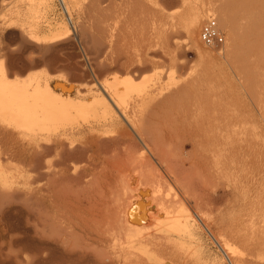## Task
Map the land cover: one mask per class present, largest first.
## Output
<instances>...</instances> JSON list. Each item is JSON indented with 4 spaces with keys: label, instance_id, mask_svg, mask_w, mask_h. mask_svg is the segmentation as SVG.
Listing matches in <instances>:
<instances>
[{
    "label": "rangeland",
    "instance_id": "obj_1",
    "mask_svg": "<svg viewBox=\"0 0 264 264\" xmlns=\"http://www.w3.org/2000/svg\"><path fill=\"white\" fill-rule=\"evenodd\" d=\"M239 1L241 2L239 3L238 0H106L99 4H93L94 1L92 0H0V66H5L3 68L9 71L10 77L20 80L21 78L25 79L29 74H38L43 79L45 78L44 80L57 91L61 90V86H63L62 89L73 96L88 97L90 95L88 92L77 94L75 93L76 89L83 90L84 85L93 81L97 83L96 81L112 79L121 76V74L122 76L129 74L128 67L123 64L126 53L128 51L136 53L138 49L145 48L147 44L150 48L147 47L144 55L145 58L147 57V62L150 60L147 63L148 69L137 72L138 74L136 73L134 78L136 82H139L149 76L147 78L148 85L146 81V84L144 83L145 89L154 86V96L150 99L137 98L135 99L137 103L134 101L135 103H131L132 106L130 105V107L132 111L135 110L134 114L136 115H139V113L141 115L146 113L147 115V113L154 112V116H156L154 120L156 119V122L160 121L159 124L155 125L156 132L161 130L159 134L154 133V137L156 138L158 135L164 137V141L162 138H159V140L165 142V145L162 143L159 148L163 146L162 151L167 150V156L164 152L166 157L169 155L168 158H179L182 154L184 156L185 153L192 155L193 151L190 147H186V152L184 151L182 154L177 150L178 145L183 141V131L176 132L177 134L174 132L171 135L172 138L170 137L171 140H167L170 139L167 138V133L172 132L170 125H176L178 121L186 117L185 108L182 106L186 103L197 101L202 103L223 101L231 103L236 100L235 118L237 120L235 119V121L236 124L239 123L240 125V128L237 125L238 132L241 134V132H244L241 129L245 130L246 128V130L250 129L251 134V147L245 151L247 154L245 152L240 154V161H237V166L221 167L215 161L217 166L214 165V162H210L215 168L208 163L206 166L203 165V168L201 166L194 169L188 168V165L185 164L182 175L188 179V176L193 172L192 177L190 176L191 181L196 178V182H192L195 183L193 188L197 186L196 188L202 189L205 193L201 194L203 196L202 207L200 203L185 198L179 190L180 185L176 182L175 184L174 180L166 175L162 162L161 165L160 161L152 159L153 166L152 164L149 165L153 167V172L150 173L151 177L148 178L150 181L146 179L145 174L147 173H143L145 171L143 165V169L140 166L134 168L131 165L133 163L130 162L129 156L131 154H129V150L132 149L133 153L137 148L139 154L142 145L137 143V138L126 125H124V128L127 131L126 136L131 137L130 143L126 142V138H123L125 134L117 135L115 130L112 131L110 128H106L107 131H97L94 134L85 131L74 134L72 145L75 146V150L77 147L80 148L77 149L78 151L76 150L78 153H84L83 142L92 139V137H97L98 143L94 149L98 148V151L85 153V156L90 155L91 157L87 158L88 160L84 157V161L82 159L79 161V157H77L78 160H74L71 167L69 165L70 169L67 168V172L62 173L65 176L55 182L48 175L53 169H56L53 162L55 156L50 154L44 160V162L47 161L43 170L46 175H39L40 178L42 177L41 179L38 176V179H34L36 173H25L21 177L24 178L23 180L27 186H30V189L33 187V192L30 195L22 199L23 197L17 195L15 197L13 193L9 195L10 197H6L7 193H5L6 196L0 194V243H2L0 244V264L145 263L143 261V259L145 260L144 255L140 251L139 243L136 244L135 238L138 241V238L143 235L142 232H145V234L152 233L151 226L154 231L158 225L160 227L164 226L167 221L164 222L163 220L167 215L158 212L159 206L157 205L160 202H155L154 197L157 198H155L157 201H159V196L167 200V197H172V192L177 195L176 197L179 196L184 199L182 204L179 205L180 207L177 204L173 207L174 212L170 216L185 215L188 219L187 225L189 224L188 233L186 232L181 237L182 246L178 247V257L169 255L176 264H227L229 262L222 256L223 254L227 255V252V256L232 255V264H264V240H262L264 239V66L259 64L244 66L239 64L241 63L239 61L241 57L238 60L239 63L236 64L237 69H234L235 67L231 68L228 63L224 64L226 65L225 69L218 65V63L224 61L221 56L222 53H230L234 49L233 46L238 42H242V40H237L235 33L232 31L233 27L234 29L237 28L235 24H237L236 21L241 13H244L247 17L250 16L251 22L254 24L253 21H255V25L257 24V27L261 25L260 28L264 30V0H252V2L247 0L250 7L246 4V0ZM60 3L63 4V7ZM252 9L256 14L261 11L259 14L261 13L262 16L258 18L262 21H257V15L255 14L254 17ZM212 17L221 20L225 27V29L219 27L222 37L225 36L223 39L227 40L228 36L227 41L222 40L223 43L215 48L204 46L200 43L199 38L202 23ZM231 18L235 21L233 22ZM217 19H215L216 22ZM144 21L192 23L195 31L193 30L188 34L183 30L174 31L170 39L171 48L165 49L161 45L162 40L157 34L158 31L155 33L153 40H146L143 37L147 35V32L135 29L136 23ZM217 24L219 26L218 22ZM27 31H30L28 32L29 35L30 33L36 34L38 40L29 36ZM226 31L228 34L225 35ZM108 33L112 35L109 36ZM201 53L202 55H200ZM258 54L264 57V50L258 52ZM221 59L222 61H220ZM113 60H118L120 63L117 61L113 64ZM117 65L121 67H117ZM226 77H232L234 85H226L224 82ZM150 80H153V82ZM58 83L61 84L58 85ZM67 88L69 89L67 90ZM241 100L244 103L247 101V103L241 105L242 107L245 105L243 108L239 104H242ZM138 110L140 111L138 112ZM260 110L263 113L262 117ZM246 113L248 114L246 115ZM141 115L140 117H144V115ZM243 121L244 123L247 121L245 123V126L248 124L247 127H244V123L242 126ZM160 124L161 126H159ZM115 136H119L117 137L118 140ZM174 138L177 140L175 141ZM123 139L126 144L123 143ZM121 143L124 144V147L121 146ZM123 149H125L124 152ZM125 152L129 155L127 156ZM178 153L179 155H177ZM134 154L131 155L132 159ZM126 156L129 158H125ZM145 156L149 159L146 153ZM121 159L127 160L121 161ZM88 161L90 164H88ZM149 168L146 170L150 171ZM76 171H78V175L76 173L75 176L71 175ZM134 171L141 172L139 177L143 176L145 180L143 177L141 179L146 181V184L143 180L142 182L138 181V183L136 181L129 183L130 176L135 178L139 174ZM158 174L166 176V179L158 181H162L158 183L160 186L155 185L157 184L156 180H159L157 179ZM73 176L74 178L76 176L80 177L74 179ZM125 179L126 181H124ZM200 179L202 181H199ZM42 181L47 184H43ZM197 183L203 184L201 185L203 188L199 187L200 185ZM154 186H158V188L156 187L155 190ZM124 188L126 190L129 188L130 191H126ZM49 189H51L50 192H48ZM122 191H124V194H122ZM153 191L157 192L152 195ZM158 192L162 194L160 195ZM197 192H199L198 189ZM167 194L169 195L166 196ZM125 195L128 196L125 197ZM5 198H7V201L4 200L3 202L2 199ZM162 199L160 198V201L163 202ZM24 200L32 201L34 207L35 204L38 205L37 203L40 206L38 205L34 209L31 208L33 206L30 205L31 203L28 205L25 203L23 206L21 203H24ZM139 202L142 203L143 211L148 212L149 217L146 214L145 216L142 211V219L140 212L137 213L138 207L135 206ZM127 204L129 205L127 206ZM11 205L13 206L11 207ZM25 205H27L26 208ZM149 206L152 207V212L148 210ZM37 207L38 209L40 207L44 209L40 208L38 210ZM182 209L186 210L183 212ZM29 212L31 213L29 214ZM33 212L34 214L41 212L40 221H45L47 218L46 221L49 225H43V222L38 224L36 221L39 220L37 217L39 214L33 215ZM25 213L29 215L25 216ZM28 216L33 217L31 220L37 223L36 226ZM44 217L45 219H43ZM150 217L151 219L148 220ZM35 218L37 219L35 220ZM153 219L157 221H152ZM117 222L120 225L117 226ZM113 223L117 227L113 226ZM127 225H132L135 228L134 230L138 228V231H134L136 235H139L138 237H135L133 229L131 232L135 240L131 238L132 236L129 233L131 230L130 228V231L128 230L129 226ZM31 226L33 227L31 228ZM140 226L143 227L139 229ZM144 226L145 231H143ZM37 228L39 229L37 230ZM48 230H51V232ZM127 230L128 232H125ZM176 235L178 234H175L174 237ZM217 238L229 243L230 249H226V251L221 246L219 249L214 243L218 242ZM132 239L133 241H131ZM136 254H138V257ZM183 258H185V262ZM148 263L151 264V262Z\"/></svg>",
    "mask_w": 264,
    "mask_h": 264
},
{
    "label": "bare ground",
    "instance_id": "obj_2",
    "mask_svg": "<svg viewBox=\"0 0 264 264\" xmlns=\"http://www.w3.org/2000/svg\"><path fill=\"white\" fill-rule=\"evenodd\" d=\"M92 1H94L93 4H95V3L99 4L100 2H103L106 0H92ZM250 1L252 2V0H250ZM238 2L240 3L241 1L238 0ZM60 4H62V3H60ZM246 4L249 6V4L247 3V0H246ZM62 7H63V4H62ZM193 8H195V7H193ZM62 9L64 10V8H62ZM96 9H97V7H96ZM252 12H254V10ZM259 12H261V11H259ZM259 12H257V14L254 12V14H253L254 17H255V14L257 15L256 16L257 18L259 16H262V14L261 13L259 14ZM68 16H69V14H68ZM249 17H247L244 13H241L239 18L236 21L237 24H235V25H237V28H235V29H234V27L232 28V31L235 33L237 40L238 39L242 40V42H238L239 41L238 40L237 42L240 44L237 43L238 45L236 44L235 46H233L234 49L230 53L224 52L221 54L224 61L220 62V61H222V59H221L219 61L220 63H218V65L221 66L222 69H225V67H226V65H224L225 63L226 64L228 63L231 66V68L235 67L234 69H237L236 64H238L239 61H241V63H239V64H243L244 66L245 65L246 66L251 65V64H254V65L259 64V65L264 66V57L260 56L261 54H258V52H261L262 50H264V30H263V28H260L261 25H260V27H257L256 26L257 24L255 25V21H253L254 22V24H253L251 22V20L249 19ZM212 18H214V17H212ZM215 19H217V18H215ZM231 19L233 22L235 21L233 18H231ZM259 20L262 21V19L258 18L257 21H259ZM217 22L219 23L218 27H220L221 29H223V28L225 29L221 20L217 19ZM115 24H116V22H115ZM106 25H107V23H106ZM235 25L233 23V26H235ZM192 26H193L192 23L188 24V23H182L179 21H164V22L163 21H161V22H145L144 21V22L136 23L135 29L137 28L138 31L144 30V32H147V35H144V37H143L146 40H149V39L153 40L155 37V33L158 31L157 34L159 35V38L162 40L161 45H163V47L166 49V48H171L172 43H171L170 39H171L172 33L174 31L183 30L185 33L188 34V33L193 32L194 28ZM108 30H110V29H108ZM28 32H30V31H27V34H28ZM55 33H58V32H55ZM140 33H142V32H140ZM226 33L228 34L227 31L225 32V35H226ZM108 35H109V33H108ZM111 35H109V36H111ZM29 36L38 40V38H37L38 36L36 34L30 33ZM53 37H55V36H53ZM223 37H225V36H223ZM231 37L233 38L234 36H231ZM232 38H229V39H232ZM51 39H55V38H51ZM137 39H139V38H137ZM152 40H151V42H152ZM222 40H225V38ZM227 40H228V36H227ZM227 40H225V41H227ZM139 41H140V39H139ZM233 43H234V41H233ZM147 47L148 46L146 44L145 48H140V50L138 49L136 53H130L129 51H128V53H126L125 60L123 59L124 60L123 64H125L128 67V71H130L129 74H125L123 76L121 74L122 77L119 76V77H113L112 79H103L101 81H96L97 83H94V81H93L90 84L84 85L83 90L76 89L77 91L75 93H77V94H81V92H88L90 94L88 97H79V96H75V95L73 96L68 91L67 92L64 91L62 89L63 86H61V90L57 91L55 88H53L51 86V84H49L46 80H44L45 78L43 79L42 76H40L38 74H29L26 76L25 79L21 78L22 80L12 78V77H10L9 71H7L6 69L3 68L5 66H3V67L0 66V194L7 193L8 195L5 194V196L7 195L6 197H10L9 195H12V193H13L15 195V197L17 195L19 197L20 196L23 197L22 199H25L26 196L30 195L33 192L32 191L33 187L30 189V186L28 185L29 186V188H28V186L26 185V182L23 180L24 178H21V177L24 176L25 173H36V178L34 177V179H38V177H39V179H41L42 177L40 178L39 175L43 176V174H44L43 170L45 168V164L47 163V161L44 162V160L50 154H53L55 156V160H53V162H54V166H56V169H53L52 172H50L48 175L55 182L56 180L61 179L62 176H65V175H62V173L67 172L66 170H68L67 168H69V165L71 167V163H73L74 160L75 161L78 160L77 157H79V161H80V159H82V160L83 159L85 160V158L89 159V158H91L90 155L85 156L84 155L85 153H87L88 151H91L92 153L98 151L97 147H96L97 149H94L95 145L98 143V140H96L97 137L96 138L92 137V139H90L86 142H83V147H84L86 152L83 150L84 153H82V152L78 153L77 149L79 147L76 146L77 147V149H76L77 151H76L75 146L72 145V141H73L72 136L74 134H79L82 131L83 132L85 131L86 133H93L94 134L97 131H107L106 128H110V129H112V131L115 130L117 135L125 134V137L123 135V138L124 139L126 138L125 139L126 142L130 143L131 137L126 136L127 131L124 128V125H126L127 128H129V131H131L132 134L139 141V142L137 141V143H139V144L141 143L140 145H142L141 149H139L141 151V152H139V154L137 153L138 152L137 148H135L137 151L135 150V152H133V153L131 151L132 149L129 150V152H130L129 154L132 155L135 153L134 154L135 156L133 155V157H134L133 159L131 158L132 157L131 155L129 156L130 162L133 163L131 165H133L134 168H137V167L139 168V166L142 168V165H143L144 169L143 168L142 169L145 170V171H143V173H147V174H145V176H146V179H148L149 177H151L150 173L152 174V172H153V170H152L153 167L149 166L152 164L151 163L152 159H156V160L160 161V164L162 162L164 165V169L166 171L165 173H167L166 175L169 176L172 180H174L173 181L174 183L176 182L180 185L179 190H181V192L185 196V198L189 199V200L192 199V201H194L195 203H200V206L202 207L201 203H202L203 196L201 194L202 193L205 194V193L202 189L196 188L197 186H195V188H193L195 183H192V182H196V180H195L196 178H193L194 181H191V179H192L191 177H192L193 172L190 175L191 177L188 176L189 177L188 179L184 175H182L184 167L186 166L185 164L188 165V168H194V169L197 167L200 168L201 166H202L201 168H203V165L206 166L210 162H214V165L217 162V164L219 163L221 165V167L225 166L226 168L229 166L230 167L235 166L237 164V161L240 159V154L242 152H245L246 150H248L249 147H251L250 146V140H251L250 129L246 130V128H245V130H243V128H242L241 130L244 132H241V134H240V132H238L239 131L238 127L240 128V125H239V123L236 124V121H235V119H236L235 118V116H236V102L235 101L236 100H234L231 103L224 102V101L223 102H213V103L212 102L202 103L200 101L186 103V104L182 105L185 108V111H186L185 115L187 114L186 117H184L181 121H178V123L176 125H174V124L173 125L171 124L172 126L170 125V127H171L170 130L172 132L167 133V138H170L171 135L174 134V132L179 133V132L183 131L184 132L183 141L181 142L180 145H178L179 147L177 146L178 148L176 147L177 150H179L180 154H182L185 151L186 147H190L191 151H193L197 154L192 152L191 153L192 155H190V153L189 154L185 153L184 156L182 154V156H179V158H168L169 155H168V157H166L167 156L166 155L167 150L162 151L163 146H162V148H159L160 144L162 145V143H164V145H165V142H162L161 140H159V138H162V140L164 141V137H161L159 135L157 136L156 134H155V136H157L156 138H158V139H156L154 137V133L159 134L161 131V130L160 131L157 130V132H156L155 125L159 124L158 122H160V121L156 122V119L154 120V118L156 117V116H154L155 115L154 112H151L150 114L147 113V115H146V113H145V115L142 113V115H144V117H140L141 114L140 113H139V115L134 114L135 110L132 111L131 107H130L131 103H133V104L135 103L134 101H136V103H137V100H135L137 98L142 99L145 97V98L150 99L151 97L154 96V93H153V91L155 90L154 86L152 87L150 85L151 87L149 89H145V87H146L145 84L147 83V78H149V76L147 78L145 77L144 79H142L143 81H139V82H136L135 81L136 79L134 78V75H136L137 72L142 71V69L147 68V63L150 61V60H148V62H147V59H146L147 57L145 58V55H144V53H146L145 50L147 49ZM148 48H150V47H148ZM61 51H63V50H61ZM89 54H91V53H89ZM256 54H258V55H256ZM200 55H202V53ZM236 56L238 57V59ZM240 57H241V59H240ZM219 59H217V60H219ZM234 59H236V60H234ZM117 61L118 60H113L112 63L113 64L117 63ZM214 61H216V60H214ZM118 63H120V61H118ZM119 65H121V64H119ZM239 66H241V65H239ZM117 67H121V66L117 65ZM239 68H241V67H239ZM118 69H120V68H118ZM243 71H244V69H243ZM95 74H97V73H95ZM145 81H146V83H145ZM151 82H153V80ZM224 82L226 83V85L227 84L228 85H234L233 84L234 79L232 77H226L224 79ZM155 83L157 84V82H155ZM60 84L58 83V85H60ZM150 84H152V83H150ZM147 85H148V83H147ZM152 85H155V84H152ZM68 89L69 88H67V90ZM70 89H71V87H70ZM253 98H254V96H253ZM240 102H242V100ZM245 103H247V101H245ZM245 103L243 101L242 104L241 103H239V104L241 106ZM253 104L255 105V103H253ZM249 106H250V104H249ZM135 108H136V106H135ZM246 108H247V106H246ZM250 109H251V107H250ZM245 110H247V109H245ZM139 111L140 110H138V112ZM258 112H259V108H258ZM248 113H246V115ZM261 113H262V111H261ZM259 114H260V112H259ZM262 116H263V113L261 114V117ZM263 120H264V117H263ZM244 121L242 122V126H243ZM249 121H251V120H249ZM245 123H247V121ZM245 123H244V127H247L248 124H246V126H245ZM237 125H238V127H237ZM159 126H161V124ZM156 127H158V126H156ZM165 127H166V125H165ZM166 130H168V129H166ZM128 135H131V134H128ZM117 137H119V136H115V138H117ZM176 137H178V136H176ZM171 138L167 139V140H171ZM88 139H89V137H88ZM124 139H123V143H124ZM174 139H175V141L177 140L176 138H174ZM117 140H118V138H117ZM118 142H121V141H118ZM118 142H116V143L119 144ZM126 142L124 144H126ZM124 144L121 143V146L123 145V147H124ZM125 146L127 147V145H125ZM257 147H258V145H257ZM124 151H125V149H123V152ZM164 152H165L166 156L164 155ZM145 153L148 155L149 159H151V160H149L145 156ZM129 154H127V156ZM193 154H195L196 156L195 155L193 156ZM177 155H179V153ZM127 156L125 158H129ZM110 157H112V155H110ZM122 160L123 159H121V161ZM126 160H123V161H126ZM83 163L85 164V162H83ZM88 164H90V162ZM217 164L215 166H217ZM91 165H92V163H91ZM144 165L149 166L150 168L149 167L148 168L151 170L150 171L146 170L148 168H146ZM211 165H212V167L214 166L213 164H211ZM152 166H153V164H152ZM215 166H214V168H215ZM92 167H95V166H92ZM218 169H219V167H218ZM88 170H90V169H88ZM77 172L78 171L73 172L74 174H71V175L75 176V173L77 174ZM80 172L81 171L79 169V174H80ZM130 172H131V170H130ZM134 172H136L137 174L139 173V174L137 176H135V178L133 176H130L129 177L130 178L129 183H134V181H136V183H138V181L142 182L143 179H141V178L143 176L141 178L139 177V175H141V172L140 171L139 172L134 171ZM134 172H133V174L135 175ZM44 175H46V174H44ZM71 175L70 176L68 175V176L71 177ZM122 175H124V174H122ZM74 176H73V178H74ZM80 176H78V177H80ZM157 176H158L157 179H159V180H156L157 184H155V185L160 186V184H158V183H161L162 181L161 182H158V181L164 180V178L166 179V176L164 174H162V175L158 174ZM76 177L74 179H76ZM78 177H77V179H78ZM73 178H70V179H73ZM81 178H79V179H81ZM144 180H145V178H144ZM67 181H68V179H67ZM73 181H75V180H73ZM124 181H126V179ZM148 181H150V180L148 179ZM199 181H202V180L200 179ZM42 182H43V184L46 183L45 181H42ZM76 182H77V180H76ZM144 182L146 184V181H144ZM197 184L200 185L199 183H197ZM41 185H42V183H41ZM51 185H53V184H51ZM179 185H178V188H179ZM201 185H203V184H201ZM201 185L199 187L203 188V186H201ZM34 186H37V185H34ZM158 186H154L155 187L154 189L156 190V187L158 188ZM40 187H42V186H40ZM142 187H143V185H142ZM145 187H147V186H145ZM129 188H130V186H129ZM129 188H127V189L129 190ZM37 189H38V187H37ZM197 189L199 192H197ZM50 190L51 189H49L48 192H50ZM124 190H126V188H124ZM128 190H126V191H128ZM145 191H144V193H145ZM160 191H161V189H160ZM43 192H45V191H43ZM122 192H123L122 194H124V191H122ZM154 192L156 193L157 191H153L152 195L155 194ZM159 194L161 195L162 193L160 192ZM128 195H130V194H128ZM168 195L169 194H167L166 196H168ZM127 196L125 195V197H127ZM176 196L177 195L173 194V192H172V197L171 198L167 197V200H164V199H162L163 197L159 196L163 200V202L160 201L158 194H157V197H158L159 201H157L156 200L157 198L154 197L155 202H157V203L160 202L157 205V206H159L158 212L161 214L164 213L165 216L167 215L165 217V219L163 220L164 222L167 221L163 227H160V225H158L154 231V228H152V226H151V230L153 229V232L152 233H146V234H145V232L144 233L142 232L143 235H141V237L138 238L139 240L137 241V238H135L136 239L135 240L134 237L132 236L133 234L131 235V232H132V229H133V232L138 231V228L136 230H134L135 228H133L132 225H127V226H129L128 230H129V228L131 230V231L129 230L130 231L129 233L132 236L131 238H133L137 242L136 244L139 243L140 248H141L140 251L144 255L143 258H145V260L143 258L142 259H143V261H145V263L141 262L142 264H147L148 262H151V264H176L173 261V259L171 257H169V255L170 256L175 255L176 257H178L177 256L178 255L177 252L179 251L178 247L182 246L181 237L188 231V228H189L188 227L189 224L187 225L188 219L181 212L180 213L184 216H179V217L170 216L174 212L173 207L176 206V204L178 206L181 205L182 200L184 199L183 197L181 199V197H179V196L176 197ZM2 198H3V196H2ZM6 199L7 198L2 199V201L3 202H4V200L7 201ZM18 199H20V198H18ZM151 199H153V198H151ZM8 202H9V199H8ZM27 202H29V203H27ZM5 203H7V202H5ZM25 203L27 205L31 203L30 205H33L31 207L33 209L39 205V203H37L38 205L35 204V207H34L33 202L32 201L30 202L28 200H24V203H21V204H23V206H24ZM139 203H137L135 207L136 208L138 207L137 213L140 212V214H141L144 207H143L142 203H140V204ZM9 204H10V202H9ZM17 204L19 205V202ZM40 204H42V203H40ZM130 204H132V203L130 202ZM27 205H25V208L27 207ZM128 205L129 204H127V206ZM12 206L13 205H11V207ZM0 208H1V206H0ZM31 208H30V210H31ZM40 208L42 209V207H40ZM197 208H198V206H197ZM37 209H38V207H37ZM6 210H7V208H6ZM148 210L150 212H152V207L149 206ZM184 210H186V209H182L183 212H184ZM133 211L135 213V210H133ZM145 212L143 211V214L147 215L148 212L147 213H145ZM30 213L31 212H29V214ZM40 213H35L37 215L39 214L37 216L38 218L44 212H42L41 214ZM29 214L25 213V216H27ZM32 214L35 215L34 212ZM142 216L143 215L141 214L140 217L142 218ZM28 218H30V221H32L31 219L33 217L28 216ZM188 218H189V216H188ZM36 219L37 218H35V220ZM43 219H45V217ZM46 219H45V221L41 219L43 222V225L48 224V221H46ZM150 219H151V217L148 220H150ZM22 221L24 222V220H22ZM39 221H40V218L36 222L38 224L42 223L41 221L40 222ZM152 221H157V220L153 219ZM27 222H28V220H27ZM36 222L35 221L33 222L34 226H36L35 225V224H37ZM51 224H50V226H52ZM113 224H114L113 226H115V223H113ZM153 224H154V222H153ZM116 225L118 226L120 224L117 222ZM147 225H145V226H147ZM117 226H115V227H117ZM145 226H144L143 231H145V229H146ZM32 227L33 226H31V228ZM126 227H125V230L127 229ZM141 227H143V226H140L139 229H141ZM47 228H48V226H47ZM148 228H149V226H148ZM38 229L39 228H37V230ZM149 229H147V230L149 231ZM9 230H11V229H9ZM40 230H42V229H40ZM128 230L125 232H128ZM48 231L51 232V230H48ZM129 233H128V235H129ZM139 233L141 234V232H139ZM134 234H135V237L139 236L138 234L136 235L135 232H134ZM175 234H178L179 236L176 235V237H174ZM209 234H210V232H209ZM9 235H11V234L9 233ZM126 236H127V234H126ZM263 236H262V238H263ZM10 237H12V236H10ZM10 237H9V239H10ZM214 238H216V237H214ZM133 239L131 241H133ZM262 240H264V239H262ZM214 243H215V245H217V247L219 249H220V246L223 247L225 250L230 249V247H229L230 244L227 242L221 241L220 239H218V242H214ZM0 244H2V243H0ZM136 255L138 257V254H136ZM227 255H228V252H227ZM227 255L223 254L222 256H224L227 259V261L230 264H232V255H230V254H229V256H227ZM15 257H16V255H15ZM138 259H141V258H138ZM132 260H133V258H132ZM130 261H131V258H130ZM183 261L185 262V258H183ZM229 263H227V264H229Z\"/></svg>",
    "mask_w": 264,
    "mask_h": 264
},
{
    "label": "built area",
    "instance_id": "obj_3",
    "mask_svg": "<svg viewBox=\"0 0 264 264\" xmlns=\"http://www.w3.org/2000/svg\"><path fill=\"white\" fill-rule=\"evenodd\" d=\"M199 38L204 46L210 48L218 47L223 43L221 31L214 18H208L202 23L199 31Z\"/></svg>",
    "mask_w": 264,
    "mask_h": 264
}]
</instances>
